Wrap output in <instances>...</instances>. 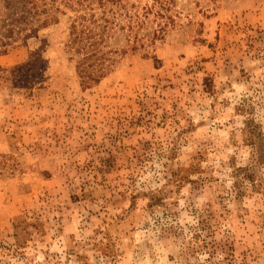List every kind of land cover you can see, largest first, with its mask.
I'll return each mask as SVG.
<instances>
[{"label": "rangeland", "instance_id": "374dc122", "mask_svg": "<svg viewBox=\"0 0 264 264\" xmlns=\"http://www.w3.org/2000/svg\"><path fill=\"white\" fill-rule=\"evenodd\" d=\"M6 4L0 264H264V0L109 4L90 87Z\"/></svg>", "mask_w": 264, "mask_h": 264}, {"label": "trees", "instance_id": "16d2710c", "mask_svg": "<svg viewBox=\"0 0 264 264\" xmlns=\"http://www.w3.org/2000/svg\"><path fill=\"white\" fill-rule=\"evenodd\" d=\"M7 2L12 15L17 13V23L28 24L34 20L36 30L51 23H57L61 15H68L69 40L68 47L76 59V68L82 83L87 87L98 83L101 74L98 73L97 62L103 57L101 44H105V33H110L118 21L110 19L113 11L109 4L120 3L121 0H2ZM97 2V3H96ZM98 9H101L99 12ZM21 14H20V13ZM14 13V14H13ZM19 13V14H18ZM31 16V20H29ZM12 19L8 31L14 32L16 24ZM26 27H19L18 32ZM135 47H133V50ZM156 60H158L155 57Z\"/></svg>", "mask_w": 264, "mask_h": 264}]
</instances>
